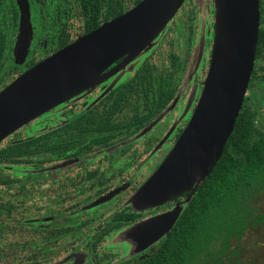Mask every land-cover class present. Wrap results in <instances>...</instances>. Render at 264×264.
I'll return each instance as SVG.
<instances>
[{"label": "flooded vegetation", "instance_id": "flooded-vegetation-1", "mask_svg": "<svg viewBox=\"0 0 264 264\" xmlns=\"http://www.w3.org/2000/svg\"><path fill=\"white\" fill-rule=\"evenodd\" d=\"M26 1L27 12L17 0H0V69L5 74L12 73L0 77V91L84 35L62 44L49 26L53 11L50 0H44V5L42 0ZM21 15L28 16L25 37L19 30ZM162 43L161 40L155 44L145 57H136L111 78L48 109L1 141L4 146L28 139L24 138V131L33 124L43 126L50 133V140H63L55 154L47 156L49 168L44 177H15L8 170L1 171L0 264L4 256L20 254L14 244L8 246L6 253L4 243L7 234L23 226L48 239L41 242L44 247L34 244L28 250L32 252L30 256L40 257L48 264L60 253L64 257L51 264L69 257L71 264H81L86 257L87 264H133L154 251L160 239L134 255L130 254L135 245L129 254L125 253L128 238L121 233L132 234L135 227L169 212L183 199L145 210L126 204L157 171L188 125L202 91L212 49L211 42L205 44L206 63L197 84L187 80L196 44ZM123 58L99 76L108 74ZM8 63L10 68L4 70ZM101 127L109 130L101 131ZM145 161L151 162V167L145 164L137 169ZM6 165L9 164L2 166ZM7 181L25 183L27 193L15 189V195L14 190L5 187ZM20 195L22 202L17 198ZM12 196L14 200L10 201ZM30 205L42 214L35 218L19 216L20 209ZM60 240L63 242L58 244ZM69 240L75 243L63 246ZM121 240H125L121 249L111 246Z\"/></svg>", "mask_w": 264, "mask_h": 264}, {"label": "water", "instance_id": "water-1", "mask_svg": "<svg viewBox=\"0 0 264 264\" xmlns=\"http://www.w3.org/2000/svg\"><path fill=\"white\" fill-rule=\"evenodd\" d=\"M185 1L141 0L17 77L0 91V143L48 109L106 81L136 57H145L160 42ZM17 2L28 11L26 0ZM213 5V24L209 29L200 27L187 75V80L196 82L192 74L199 68L210 39L209 65L198 102L169 155L128 203L136 210L161 206L190 191L182 204L189 201L220 159L247 96L258 40L259 0H213ZM26 18L20 16L23 37ZM121 58L108 74L99 76ZM181 210L177 204L135 227L128 234L132 249L135 245L130 255L165 235Z\"/></svg>", "mask_w": 264, "mask_h": 264}, {"label": "trees", "instance_id": "trees-1", "mask_svg": "<svg viewBox=\"0 0 264 264\" xmlns=\"http://www.w3.org/2000/svg\"><path fill=\"white\" fill-rule=\"evenodd\" d=\"M140 1L50 0L49 7L53 11L48 20L49 26L59 35L62 44H69L79 34L94 31ZM205 1L208 2V18L212 22L207 18H198L192 4L194 0H186L174 17L183 11L184 26L175 27L176 20L173 19L161 39L162 44H194L200 27H207L214 21L211 12L213 0ZM41 3L44 5L45 1ZM259 14L255 62L248 85L250 93L243 101L220 159L188 202L182 204L190 196V191L175 198L174 201L183 199L179 203L182 210L176 222L160 238L148 257L133 264H239L238 260H231L236 259L239 253L237 249H232L231 243L236 242L238 245L249 228L255 229L264 222V216L257 215L251 206V201L264 194V0H259ZM71 20L79 21V33L72 27ZM168 34L170 36L167 38ZM9 68L10 63L5 65L4 70ZM11 74V71L5 74L0 69L2 78ZM42 128L39 124L28 125L23 135L28 139L0 145V178L4 169L15 177H44L49 168L47 156L55 154V148L58 149L63 140L58 137L50 140V133ZM36 129L41 130L35 132ZM107 130L101 127V131ZM5 163L9 165L2 166ZM4 185L6 188L9 186L8 190H14V193L15 189L25 193L28 191L25 183L19 181H7ZM17 198L22 202V195ZM46 240L43 235L41 242ZM69 258L57 264H71L72 257ZM86 259L85 264L88 262ZM37 261L27 264H38Z\"/></svg>", "mask_w": 264, "mask_h": 264}, {"label": "rangeland", "instance_id": "rangeland-1", "mask_svg": "<svg viewBox=\"0 0 264 264\" xmlns=\"http://www.w3.org/2000/svg\"><path fill=\"white\" fill-rule=\"evenodd\" d=\"M126 2L131 3V0H126ZM134 0H132V3ZM193 6L196 8V14L198 18H206L210 16L207 12L208 2L205 0H194L192 2ZM212 12V10H211ZM178 14V13H177ZM183 14L184 12L180 11L179 15L176 16L174 20H176L175 27L184 26V20H183ZM211 22L212 19L210 18ZM173 21V20H172ZM79 25L78 21H73V27H75L76 32L79 33V29H77V26ZM212 24H207L206 29H209V27ZM181 28V27H180ZM170 36L168 34L167 38ZM171 38V37H170ZM211 42L210 39L207 40V43ZM178 44V43H177ZM206 57L202 59V62H199L197 64L198 69H196L192 77L196 79V83L198 84L200 80V70L204 68ZM249 90L247 93V96L249 95ZM145 164L147 167H151V162L145 161L141 162L137 169L140 170V168L145 167ZM138 170V171H139ZM131 206V204H129ZM31 206V207H30ZM28 206L27 209H20L19 216H27L31 218H35V216H39L42 214L43 211L37 212V208L34 205ZM251 206L253 208V211L255 210V213L257 215H263L264 216V194L261 196H258L253 201H251ZM18 216V215H17ZM19 218V217H18ZM41 232H35L31 227L23 226L17 231H13L5 236V250L7 253L8 246H12L14 244L17 248L20 249V254L13 256H4V261L2 264H27L28 262L36 261L38 260V264H48L47 261L45 262L44 259L41 261L40 257H36L30 254L28 250H30V246L34 244H39L38 246L44 247V244L41 243L43 234H40ZM121 236L124 238L127 236V233L122 232ZM136 236H134L135 238ZM125 240H121L119 242L113 243L111 246L114 248L121 249V245ZM63 240H60L58 244H61ZM70 242H74L73 240H69L67 242L63 243V246L68 245ZM75 243V242H74ZM127 245H124V251L125 253L130 252L132 249V244L129 242H126ZM232 249H237L239 252L236 256V259L231 258V260L235 261L238 260L239 264H264V222L257 226V228H249L248 231H246L245 235L238 241V245L236 242L231 243ZM3 256V255H2ZM64 257L63 253L58 254L56 257H53L50 259L49 264L61 260ZM37 258V259H35ZM1 260V258H0ZM41 261V263H40ZM82 261H80L81 263ZM85 264V262L83 263ZM229 264V262H227Z\"/></svg>", "mask_w": 264, "mask_h": 264}]
</instances>
